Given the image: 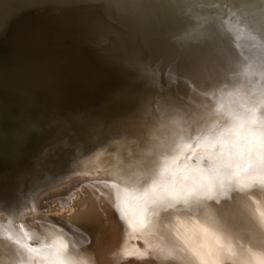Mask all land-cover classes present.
<instances>
[{"label":"rangeland","instance_id":"1","mask_svg":"<svg viewBox=\"0 0 264 264\" xmlns=\"http://www.w3.org/2000/svg\"><path fill=\"white\" fill-rule=\"evenodd\" d=\"M179 1L158 0L157 2H154L155 6L156 3H158L157 7L159 8L160 4L163 5L162 8H160L162 11L159 8L157 9L155 8V6H153V9H156L157 11L159 10L158 13L156 12L157 14L163 12L161 15L159 14L157 16V23L159 22V28L162 27L164 30H166L169 27V29L167 30H169L168 32L171 31L170 35L171 37H173L172 40L170 39L171 41L169 43L171 47L170 63L168 64V68L164 71L163 76L160 79L161 84H163L164 86H159L161 89L158 90L160 93L164 94L162 98L165 99L162 104V111L160 112L158 117L155 118V120L147 121L142 124V126L145 128L139 131L140 136L136 140V142L139 143L138 148H133L131 152L121 156L122 158L119 165L117 156H115L116 154H113V158H111L115 165L113 168H117V171L122 173V177L131 175L133 177H137L138 181H140L139 188L134 191L138 199L141 197L143 189L150 186L154 181L161 187V189L170 186L173 182H176L178 187H184L185 189L194 186L197 188L198 195L188 198L187 201L183 199H174L169 196L165 199L158 200L155 203H149L147 205L146 211H142V209L140 208L141 204L139 203L137 209L139 212H136L135 214L139 216L140 214H142L141 219L136 218L137 221L140 222V224L143 226L142 232H140L139 227H132L131 224L135 223L132 220H130L129 224L131 223L130 225L133 230L130 231L127 230V227L125 229V223H123V219H126L125 217L119 218L118 221L112 218L113 207L110 200H113V197H111L106 191H103L104 189L100 185H96L94 183L93 185H91V187L83 186L82 188H77V190H75V195L72 197L74 201L70 200L71 210L68 211L67 207L60 208L58 206V203L56 202V198L50 200L52 205L50 204L48 210L50 209L49 211H54L52 212V215H57V217H59L60 219H63L64 217L65 221L69 224L72 223L74 226H77L79 223L84 228H92V232H94V228L96 229L95 231L99 230L98 222L102 223L104 225L103 232H106L109 244L113 245V247H120L124 244L135 245L140 250V253L145 256L148 264H186L187 261L194 259L191 252L189 251L191 247H197L200 250L204 251L207 248L216 249L219 245H223V259L225 260L226 264H232L233 260L240 261L243 259H247L249 264H264V182L261 181L259 173H256L264 172V163L261 162L262 158H264V0ZM13 8L14 9L12 13L8 14V18L4 17V25L0 22V26L5 27V29L4 27H0V29H2V33L0 31V36H2V42H0L2 43V48L0 46V51H2L0 52V58L2 57L1 54L3 55L5 53L6 55L11 53L9 51H11L14 45H16V47H14L15 49L13 48L14 51L12 50L13 53L11 54H14L17 50V52L14 54L16 58L13 59V55L12 59L9 58L11 57L10 55H7V57L3 55L5 57V59L4 57L1 58L3 59L2 61H4L3 70L8 66V69L6 68L7 72L9 73L11 71L12 73L10 72L8 75L6 70H0V73L3 74L2 79H5L9 84L8 88L12 89V91L15 93L14 95L10 94V96L12 95L14 97L9 98V101H11L13 107L12 109H14L15 111L13 113L18 115V113L20 112L18 118H20V116L22 117L21 119H19V121H24L21 126L22 128H24L23 131L20 130L21 127L18 129L21 133L15 130L16 132H14L13 134H21L19 136L24 137L23 143L26 142L25 140L29 141L31 138H35L38 136H43L46 139L50 134L46 133L45 135H43L42 131H44L45 128L40 126H42L44 122H46L47 125L51 124L52 122H58L60 126V121L62 120H58L56 118V113L58 112L59 115V110L61 108H64L65 105L68 112H64L67 113L68 116L69 114L72 116H69V123H83L84 120H82L81 117L88 118L84 116L88 113L85 109L87 108V106H89V104L93 102L92 99L95 100V98H97L96 96H94L95 98L91 97L93 96V94H97L102 90L103 95H106V92H108L110 93H107L108 95L114 96L115 89L116 91H119L117 89H120L125 83L128 85V83L130 82V86H133L134 83H136V81L132 82L134 79L132 80L130 78H127V80H125L126 78L123 76L122 81L119 79L120 76L113 78V76L115 75H120L118 74L119 69L117 68L121 66H118L119 64L117 63H112L111 65V63L107 61L105 62L102 59H100L101 61H99L97 59L96 64H90L89 62H87L89 64L88 68V64L86 63V54H89L90 52L87 51L86 53V51H83L85 49L79 47L77 42H75L74 40L73 42H69L70 40L67 41L68 38L63 37L60 38V40H57L54 33L50 35L51 44L49 43L50 38L48 37L46 38L47 42L44 40V42L39 40L36 34H33L37 31V28H39V26H42V23L40 21L41 19H38L39 16L36 12L38 11V9H29L24 12L19 11L21 13L19 14L17 12V10H19V7L14 5ZM165 12L167 13V15ZM36 15L38 16L37 18ZM23 16H25L24 18L27 21L22 19ZM163 18H168V21L164 20ZM6 19H9V22ZM15 19L16 22L14 23ZM34 21L35 23H32ZM10 22L12 24L14 23V27L10 24ZM19 22H21L22 26ZM23 22L25 25L23 24ZM38 23L40 25H38ZM167 23L171 24L172 26ZM5 24L13 28L11 29ZM28 25L29 30L31 29L30 31L27 29ZM15 26L16 28L19 26H24L25 28H17L21 30L24 29V32L18 33L22 32L20 30L16 32L17 29H15ZM31 26L32 28H30ZM7 27L9 29H7ZM33 28H35V32H32L34 31L32 30ZM13 29L15 31H13ZM5 30H8L7 34H5ZM11 32H15L14 39L13 33L11 34ZM3 33L7 35V39L5 36H3ZM29 33H31L32 36H29ZM25 34L28 35L26 36ZM15 35H17L16 38ZM24 35L28 38L27 40ZM10 36L12 37L10 38L12 43L9 41ZM3 37H5V42L3 40ZM52 37L56 41H59H55L56 44L60 43V41L64 39V43H60L62 44V48L60 47L61 45L52 43L54 42V39ZM20 38L22 39L21 42L19 41ZM36 38L38 40H36ZM34 41L40 42V45H38V42L35 43ZM32 42H34L35 44ZM19 43H25V48H22L23 44L19 45ZM42 43V48L46 46L47 48L45 49H50V51H46L45 49L42 50V48L40 47ZM46 43L49 47L46 45ZM71 43L73 48L67 47L68 44L70 46ZM74 43L77 45H75ZM17 44L21 48L19 47L18 49ZM5 45H8L10 48L8 49V46ZM33 45H35V47ZM37 45L41 49H39ZM50 45L54 46L50 47ZM3 46H5V48ZM55 47L57 49L56 51H58L59 49L60 53H58L59 51H55V53L53 52ZM63 47H65V49ZM27 48L28 52L26 51ZM66 48H68L69 52ZM35 49H37L38 51ZM23 50L30 56L27 53V55L24 54L25 52H22ZM29 50H31L32 55L35 52L38 53L34 54L37 57H35L36 59L34 57H32L33 59L31 58L32 55L30 54L31 52ZM39 50L40 53L44 54H42V56L44 57H40L41 54L39 53ZM18 51L20 52V55L22 53L24 56H20ZM48 51L52 52L53 54H48ZM71 51L73 52L71 53ZM46 52L48 55L46 54ZM75 53L76 55H78H73ZM65 54H67V57ZM69 54L72 55L68 57ZM79 54L83 55L81 56ZM52 55L54 56V58H56L54 59ZM57 55L61 56L57 57ZM62 55L64 56L62 57ZM48 56L51 57V60H49ZM17 57L19 61L17 60ZM70 58L71 60L76 58V60L78 61H71ZM8 59L11 61H9ZM34 59L39 63L37 62V64H35L33 61ZM39 59H41L42 61H40ZM43 59L47 61L49 60L48 62L52 63L50 67H52L54 70L49 66L48 68H45V65H49L50 63L44 60V62L46 63L44 64ZM56 60H58V62ZM59 60H61V63ZM13 61H16L17 64L14 65L15 63ZM66 61H68L70 64ZM7 62H9V64ZM10 62L16 69L18 67L20 68L16 70L12 67ZM40 63H43V66H41ZM65 63L66 65H68V67L65 66ZM34 64L36 65V67ZM107 64L110 66V68L109 66H107ZM0 65L2 67V62H0ZM56 65L59 66V70L57 69ZM70 65L72 68L70 67ZM97 65L99 67H102L99 68L97 67ZM115 65L117 67L114 69L113 67H115ZM243 65L246 67L243 68ZM10 66L12 67V69L9 68ZM26 66L29 68L31 67V69L36 72H31V69L28 68L30 70L29 71ZM37 66L39 69L37 68ZM75 66H77V68ZM92 66H94L95 68L93 67L92 69ZM63 67H65V70L66 68L67 70L68 68H70L72 72L78 71L79 68L80 70H82L81 72L78 71V75L77 72L76 74H74L73 72V75H76L74 78V76H72V72H69L70 70H66L67 72L64 70L66 72L64 73ZM74 68H76L77 70H74ZM90 68L92 70H89ZM97 68L99 70H97ZM47 69L48 71L50 69L51 70L48 72ZM55 70L60 71L58 72V74H60L61 72L62 74L58 76L56 72V77L54 75ZM96 70L98 72H101V70L103 71L101 73H98ZM113 70H116L115 73H117L115 74ZM88 71H92L93 73H87ZM106 71L108 72L103 73ZM109 71H113L114 73L113 74L111 72V74H113L111 77L112 79L109 78V75H111ZM84 72H86V75ZM206 72L209 73L210 80L212 78L218 77L219 75L223 76L227 74V77L229 76L231 80L236 81L239 79L238 75L240 76V74L243 72L245 74L244 81L247 84L245 88H248L249 91L247 92L248 96H245L247 102L244 104V106L251 111L240 109L233 110L229 108V105H227V108L223 111L226 117H235L236 120L244 124H248V121L252 120H254L257 125L259 124V128L257 130L259 138L256 139V141L258 142V146H256V149L251 154L247 152L244 158L242 157V152L240 153V150H238V152L234 150V148L232 147L233 145L229 140L220 143L218 139H216V137L210 135L208 129L210 125L207 118V114L214 111L207 109V105H213L215 102V97L231 98L232 96L233 101L237 102L242 98V96L240 97L237 92H235V94L234 91H230L224 86H219L218 78H215L212 81L204 80L203 74ZM43 73L45 74L44 77L43 75H41ZM81 73L85 76L81 77ZM37 74H39L40 76ZM67 74L71 75L77 81V83H72L73 78H71ZM89 74H93L92 76L94 77H89ZM105 74L107 76H105ZM52 75L54 76L50 77ZM61 75L62 77H60ZM65 75H67L68 77L66 78ZM95 75H99L98 78L100 77L101 79L99 78L97 80ZM48 76L50 78H48ZM78 76H80L79 79H76L78 78ZM86 76L89 78H85ZM45 77H47L48 79ZM102 77L104 79L106 78V82ZM57 78H59V80ZM62 78L64 79L62 80ZM65 78L67 80V83L69 82L68 85H70V89H67L68 85L65 87L64 84L66 83L63 84V82H66ZM108 78L109 81L107 82ZM15 79L18 84H16ZM51 79L54 80L52 81L53 83H51ZM60 79L63 82L60 81ZM110 79L115 81L116 83L115 84L113 82L114 88L111 85L113 83ZM48 80H50V83H48ZM56 80H58V82ZM94 80L96 81L95 83ZM118 80L119 83H117ZM11 81L12 83H10ZM78 81L82 84L83 81L84 83L86 81V86L84 84V86L80 84V86H83L84 90L82 89V86H79ZM91 81L93 82L91 83ZM13 82L15 83L13 84ZM72 84L75 86H71ZM62 85L64 86V88ZM93 85L95 86V88ZM104 85H106L107 89H105L106 87H104ZM90 86L93 87L91 88ZM101 86H103L104 89H101L103 88ZM115 86H120V88H115ZM78 87L80 90L77 89ZM84 87L90 88H88V90ZM109 87L113 89H110ZM43 88L45 90H42ZM72 88H74V90H72ZM47 89L48 91H46ZM94 89L96 91H94ZM121 89L120 91H122ZM77 90L81 92L84 91L85 93H83L85 95L88 92L89 93L85 98V95L83 93L80 94ZM16 91H19L20 93H17ZM30 91H35L34 93H39L40 91L44 95H50L49 97L44 98L41 96L39 97V95L34 96V94H29ZM70 92L75 94L74 98L73 94H70ZM90 92L93 94H91ZM23 93H25L27 96ZM67 94L70 95L67 97ZM76 94L79 96H77ZM102 94L100 93V95ZM16 98L18 101L16 100ZM31 100L32 102H30ZM78 100L80 101L79 103ZM114 101L115 102L112 101V104H117L116 99ZM24 102L26 103V105L23 104ZM36 106H40V110H37ZM180 107H184L183 111L185 116L183 117V119H177L175 116V112H180ZM252 107L254 108L251 109ZM73 108L77 112H75ZM26 109H28V111ZM35 109L39 113V115H37V113H34L35 111L33 110ZM30 110L32 114L30 113ZM16 111L18 113H16ZM7 112H9V109H7ZM74 112L76 114H79L78 117ZM84 112L85 114H83ZM40 113H43L42 116ZM4 115H6V113L3 110L1 111L0 109V118L2 119ZM70 118H72V122L70 121ZM55 125L56 124L54 123V125H50L48 127H50L49 129L57 128L55 127ZM32 126H35V128L37 126V130ZM24 131L28 133H25ZM51 132L54 133L56 131ZM11 139L12 138L5 139V141L1 140L2 144L0 142L1 164L6 161V158L7 160H9L10 157L13 156L12 153H17V151L20 150L17 143L13 144L16 145L15 148H12L10 145L6 144L5 148H9L3 149L2 146L4 145V143L7 140ZM38 143H40V140H38L37 144ZM130 147L129 149H132V146ZM140 169H142V172H139ZM49 177L58 178V174H49ZM73 177H76L74 179L78 178L77 176ZM73 177L66 180H60L58 182L56 181L54 184L46 186L48 188L45 187L44 190L52 188L54 185L58 186L57 184L63 185L64 182V184H66L67 182H70ZM125 179H127V177ZM117 183L119 184L118 186L121 189L124 188L123 186L125 184L122 183V180H120L119 178L117 179ZM42 215L44 216V214ZM80 216H85L88 218L81 222ZM202 227H206L209 229L208 234H201L194 237L193 234L199 233ZM92 241L93 244L95 243L97 247H102L98 239L96 241ZM217 242H219V244ZM38 264L45 263H42V261L40 260V263L38 262Z\"/></svg>","mask_w":264,"mask_h":264},{"label":"bare ground","instance_id":"2","mask_svg":"<svg viewBox=\"0 0 264 264\" xmlns=\"http://www.w3.org/2000/svg\"><path fill=\"white\" fill-rule=\"evenodd\" d=\"M6 1L7 0H0V20H1L0 22L2 24L5 23V21H3V20H5L4 17L8 18L7 17L8 14L12 13V11L14 9L13 8L14 5L12 6V4H11V7H10V5ZM19 1L23 2L22 3L23 5H21L19 10H17V12L19 14H21L20 12H24V11L29 10V9H31V10H35L36 8L38 9V11H36V12L39 16L38 19L39 20L41 19L40 21L42 23V26L41 27L39 26V28H37L36 32H35V28H33L32 30H34V31H32V32H35L33 34H36V36L39 40L46 41V38L47 37L50 38V35L53 33L55 34L57 40L58 39L60 40V38H62V37L68 38L67 41L70 40L69 42H73V40H74L75 42H77L79 47H81L82 49L83 48L85 49L83 51H86V53H87V51L90 52L89 54L88 53L86 54L84 52L86 54V59H87L86 63L89 62L90 64H96L97 59L99 61H101L100 59L104 60L105 62L107 61V62L111 63V65H112V63H117V64H119L118 66H121V67L117 68V69H119L118 74H120V75H115V76H113V78L120 76L119 79L121 81H122L123 77L126 78V79L124 78L125 80H127V78H130L132 80L134 79L132 82L136 81V83H134V85L132 84L133 86H130L131 83L129 81L128 82L130 83V85H129V83L127 85L124 82L125 84L124 85L122 84L123 85L121 87L122 89L120 88V86H115V88L119 87L122 91H120V89H117L120 91L119 92V91H116V89H115L114 96L108 95V94H110L108 92H106V95H103L102 90H101V92H99L100 91L99 89H98L99 93H97V94H93L90 92L91 94H93V96L90 95L91 97L96 96L97 98L94 97L95 100L91 98L93 100V102L91 101L92 103L90 102L91 104H89V106H87V108L85 109L86 112H88V113L87 114H85V112L83 113V114H85L84 116H86L88 118L81 117L82 120H84L83 123H79V124L69 123V116L70 117H72V116L70 114L68 116V114L64 112V111H67L66 105L64 106V108H61V109L59 108L60 112H59V115H58V112L56 113V118L58 120H62V121H60L61 122L60 126H59L58 122H52L51 124L47 125V123L42 120L44 122V124L43 125L41 124L42 126H40V127L45 128L44 131H42V134L45 135L46 133H49L50 135L46 139L43 136H38L35 138H31L29 141L25 140L26 142L23 143L24 137L19 136L21 134H19V135L13 134L16 131H19L18 129L22 126V124L24 122V121L22 122L21 120L19 121V119L22 118L21 116H20V118H18L19 117L18 115H20L19 114L20 112L18 113L16 111V113H18V115L13 113L15 111H14V109H12L13 107H12L11 101H9L10 100L9 98H11V97L13 98L14 96H12V95H14L15 93L12 91V89L8 88L9 84L7 83V81L5 79L4 80L2 79L3 74L0 73V109H1V111L3 110L6 113V115H4L2 119L0 118V142H1V140L5 141V139L12 138L14 140H12V139L7 140L4 143V145L2 146L3 149L9 148V147L5 148L6 144L10 145L12 148H15L16 145H13L14 143H17V145L20 149L19 151H17V153L15 151H13V152H15L14 153L15 155L12 153L13 156L11 155L12 157H10L9 160H7V158H6L5 162L2 161L3 162L2 164L0 162V264H38V262L40 263V260L42 261V263L44 262L45 264H118V263H120V264H148L145 256L142 253H140V250L135 245L124 244L120 247H113V245L109 244L106 232H103V226L104 225L102 223L98 222L99 230L95 231L96 229L94 228V232H92V228L91 229L90 228H84L79 223L77 226H74L72 223H71L72 225L67 223L65 221L64 217H63V219L62 218L60 219L59 217H57V215L56 216L52 215V212H54V211H49L50 209L48 210V208L51 204L50 200L56 198V202L58 203V206L60 208L67 207L68 211L71 210L70 200H73L72 197L75 195V190H77V188H82L83 186L91 187V185H93V183H94L96 185H100L104 189L103 191H106L111 197H113V200H110L112 207H113L112 208V212H113L112 218L118 221L119 218L125 217L126 219H123V223H125V225H124L125 229L127 227V230L131 231V230H133L132 227H135V228L139 227L140 232H142L143 226H141L140 222L137 221V219H141L142 214H140V216L135 214L136 212H139L137 209H138V204L139 203L141 204V201L136 197L135 192H134L135 190H137L139 188L140 181H138L137 177H133L131 175H128V176L126 175L127 179H125L126 177H122V173L117 171V168H113L115 165L112 161V158H113L112 156H113V154H116L115 156H117L118 165H119L121 158H122L121 156H123L124 154H128L129 152H131L133 150V148H138L139 143H137L136 140L140 136L139 131H141V130H143V128H145L142 126V124L147 122V121L155 120V118L158 117V115L160 114V112L162 111V108H163L162 104H163L165 99L162 97L164 94L160 93L158 90L161 89L159 86H164L163 84H161L160 79L163 76L164 71L168 68V64L170 63V59H171L170 58L171 57L170 48L171 47H170L169 43L173 37H171V35H170L171 31L168 32L169 30H167V29H169V27L166 29L167 31L164 30L162 27L159 28V22L157 23V19H158L157 16L159 14L161 15L163 12L162 13L160 12L159 14H157L159 12V10L157 11L156 9H153V6H155L154 2H157L158 0H19ZM177 1H179V0H177ZM157 4L158 3H156L155 8L158 9L159 7H157L158 6ZM15 5L18 6L16 3H15ZM162 6L163 5L160 4V8H162ZM9 10H10V12H9ZM166 15H167V13H166ZM38 16L36 15V18ZM23 17H22V19H23ZM10 18H13V17H10ZM167 19H164V20H167ZM6 20L9 22V19H6ZM24 20H26V19H24ZM164 20H162V21H164ZM169 20H170V18H169ZM35 21L32 23H35ZM15 22H16V19H15L14 23ZM19 23L22 26L21 22H19ZM169 23H167V24H169ZM6 24H7V22H6ZM10 24L13 26V24L11 22H10ZM23 24H24V22H23ZM29 25L27 27L28 30H29ZM38 25H40V24L38 23ZM169 25L172 26L171 24H169ZM6 26L10 27L9 25H6ZM3 27H1V28H3ZM8 27H7V29H9ZM19 27H17V28H19ZM23 27H20V28H23ZM17 28L15 26V29H17ZM30 28H32V26ZM4 29H5V27H4ZM19 30L22 32H18ZM0 31L2 33V29H0ZM5 31H6L5 34H7L8 30H5ZM13 31H15V30L13 29ZM3 32H4V30H3ZM16 32L23 33L24 29L23 30L17 29ZM166 32L169 34H167ZM12 33L13 32H11V34ZM5 34L3 36L6 37L7 35H5ZM14 34H15V32L13 33V39H14ZM16 36L17 35H15V38H16ZM29 36H32V34L29 33ZM1 37L2 36H0V42H2ZM5 37H3V40L5 39ZM10 38H12V37L11 36L9 37V41L12 43ZM37 38H36V40H38ZM6 39H7V37H6ZM27 39L28 38L26 37V40ZM21 40L22 39L20 38L19 41L21 42ZM32 40H35V39H32ZM63 40L64 39H62V41H60V43L63 44L64 43ZM28 41H30V40H28ZM50 41H51V38L49 39V43H50ZM53 41H54V42H52L53 44H56V42H59V41H56L55 39ZM4 42H5V40H4ZM25 42H27V41H25ZM34 42H32V43H34ZM37 42H35V43H37ZM11 43H10V45H11ZM38 43H39L38 45H40V42H38ZM60 43H57V44L61 45L60 47L62 48V44H60ZM1 44L2 43H0V46H1ZM20 44H23V43H19V45ZM24 44H23L22 48H25ZM77 44H75V45H77ZM30 45H32V44H30ZM42 45H43V43L40 46L41 48H42ZM46 45H47V43H46ZM5 46H8V45H5ZM5 46H3V47L5 48ZM25 46H27V45H25ZM33 46L35 47V45H33ZM51 46L52 45H50V47ZM14 47H16V45H14ZM17 47L19 49L20 46H18V44H17ZM40 47L38 46L39 49H41ZM67 47L73 48L72 43L70 46L68 44ZM1 48H2V46H1ZM9 48L10 47L8 46V49ZM13 48L9 52L13 53L12 52ZM28 48L26 49V51L28 50ZM45 48H47V47L46 46L43 47L42 50H44ZM61 48H60V50H61ZM63 48L65 49V47H63ZM66 49L68 51V48H66ZM24 50L22 52H25ZM31 50H29V51L31 52ZM35 50H37V49H35ZM47 50L50 51V49H47ZM56 50L57 49L55 47L53 52L55 53ZM6 51H8V50H6ZM49 51H48V54H53L52 52H49ZM58 51H59V49H58ZM58 51H56V52H58ZM80 51H78V52H80ZM0 52H2V51H0ZM16 52H17V50L15 51V53ZM27 52H25L24 54H26ZM72 52L73 51H71V53ZM11 53L6 54V55L4 53L3 55L6 57H7V55H10L11 57H9V58L12 59V55L14 56L15 53L14 54H11ZM35 53H37V52H35ZM35 53H33V55ZM39 53H40V50H39ZM58 53H60V51ZM30 54L32 55V52ZM40 54H41L40 57H44V56H42L43 53H40ZM46 54H47V52H46ZM3 55L1 54L2 57H4ZM19 55H20V52H19ZM19 55H18V57H19ZM21 55H23V54L21 53ZM33 55L31 56V58L36 57V55H34V56ZM65 55L67 57V54H65ZM70 55H72V54H69L68 57H70ZM73 55L77 56L78 54L76 55V53H75ZM79 55L82 56L83 54H79ZM58 56L60 57L61 55H57V57ZM63 56L64 55H62V57ZM18 57H17V60L19 61ZM84 57H85V55H84ZM15 58L16 57L14 56L13 59H15ZM53 58H54V56H53ZM53 58H52V60H53ZM78 58H80V57H78ZM4 59H5V57H4ZM35 59L33 61L35 64H37L38 61ZM60 59H63V58H60ZM2 60L3 59H1L0 62H2L3 65H2V67L0 65V70H3V66H4V61H2ZM20 60H21V58H20ZM39 60L42 61L41 59H39ZM44 60L45 59H43V62H44ZM49 60H51V57H49ZM64 60H62V61H64ZM70 60H71V58H70ZM72 60L78 61V60H76V58L72 59ZM81 60H83V59H81ZM9 61H11V60H9ZM45 61H47V60H45ZM56 61L58 62V60H56ZM59 61L61 63V60H59ZM74 61H73V63H74ZM13 62L15 63L14 65L17 64L16 61H13ZM28 62H30V61H28ZM66 62H68V61H66ZM105 62H104V64H105ZM7 63L9 64V62H7ZM48 63H50V62H48ZM5 64H6V60H5ZM44 64H46V63L44 62ZM78 64H80V63H78ZM11 65H12V63H11ZM46 65H45V68L46 67L48 68V66L50 67L52 65V63H50L49 65L48 64H46ZM72 65H74V64H72ZM99 65H103V64H99ZM38 66H40V65H38ZM38 66H37V68H38ZM41 66H43V63L41 64ZM65 66L68 67V65H66V63H65ZM88 66H89V64L87 65V67ZM94 66H92V69ZM107 66H109V65L107 64ZM12 67L15 68L13 65H12ZM12 67L10 66L9 68L12 69ZM32 67H33V65H32ZM35 67H36V65H35ZM70 67H71V65H70ZM75 67L77 68V66H75ZM97 67H99V66L97 65ZM101 67H99V68H101ZM116 67L117 66L115 65V67H113V68L115 69ZM242 67L245 68L246 66L243 65ZM6 68L3 71H5ZM19 68L20 67H18L17 69H19ZM28 68L29 67H27V69ZM50 68H52V67H50ZM64 68L65 67H63L64 73H66L67 71L70 70V68H68V70L66 68V70H67L66 71ZM76 68H74V70H77ZM109 68H110V66H109ZM29 69H31V67ZM57 69L58 70L60 69L59 66H57ZM92 69L90 68L89 70H92ZM43 70H44V68H43ZM58 70L57 71L55 70L54 75L56 74V72H57V74H58V72H60ZM81 70L79 68L78 71L81 72ZM97 70H99V69L97 68ZM32 71L33 70L31 69V72ZM47 71H48V69H47ZM78 71H75V72L73 71V72H74V74H76V72H77V75H78ZM102 71L103 70H101V72ZM104 71H105V69H104ZM113 71H111V72L113 73ZM115 71H114V73H115ZM6 72H7V70H6ZM33 72H36V71H33ZM69 72L71 73L72 71L70 70ZM73 72H72V76H74V78H75L76 75H73ZM89 72L91 73L92 71H88L87 73H89ZM101 72H98V73H101ZM107 72L108 71L103 72V73H107ZM111 72L109 71L110 74H111ZM9 73H8V75H9ZM44 73L41 74V75H43V77L45 75ZM84 73L86 75V72H84ZM13 74H15V73H13ZM29 74H30V72H29ZM60 74H62V72ZM60 74H58V76ZM113 74L109 75V78H111ZM37 75H39V74H37ZM54 75H52L50 77H53ZM67 75H69V74H67ZM67 75H65L66 78L68 77ZM85 75H82V73H81V77H83ZM92 75L89 74V77ZM69 76L71 78H73L71 75H69ZM87 76L85 78H89ZM98 76H96L97 80L100 78V77L98 78ZM105 76H107V75L105 74ZM36 77H35V79H36ZM50 77L48 76V78H50ZM60 77H62V75ZM63 77H64V74H63ZM79 77L80 76H78V78H76V79H79ZM93 77L94 76H92L91 78H93ZM244 77H245L244 72L241 73L240 76L238 75L239 79L236 81L231 80L229 78V76L227 77V74H225L223 76L219 75L218 77H215V78H218L219 86H224L225 88L229 89L230 91L231 90L234 91V93L237 92L240 97L242 96V98L239 101L234 102L232 96H231V98H229V97H225V98L215 97L214 104L213 105H207L208 106L207 109L214 110V111H212V113L207 114L208 122L210 125V127L208 128L210 135L213 137H216V139H218V141L220 143L225 142L226 140H229L232 143V145H233L232 147L234 148V150L236 152H238V150H240V153L242 152L243 158L247 152H249L251 154L256 149V146H258V142L256 141V139L259 138L258 133H257V130L259 128V124L257 125V123H255L254 120L248 121V124H244V123L236 120L235 117H233V118L226 117V115H224L223 111L227 108V105H229L230 106L229 108L233 109V110H237V109L245 110V111L250 110L244 106V104L247 102V99L245 96H248L247 92L249 91L248 88L247 89L245 88V86L247 84L244 81ZM45 78H47V77H45ZM66 78H65L66 82L62 81L64 78H62V80L60 79V81H62L63 84L66 83V84H64L65 87L69 83V82L67 83ZM74 78H73L72 83H75V82L77 83V81ZM109 78H108L107 82L109 81ZM215 78H212L210 80L208 72L203 74V79L206 81H209V80L212 81ZM52 79H54V78H52ZM52 79H51V83H53L52 81H54ZM57 79L59 80V78H57ZM105 79H104V81L106 82ZM58 80H56V81L58 82ZM91 80H93V79H91ZM95 80H94V83L96 82ZM48 81H49L48 83H50V80H48ZM79 81H81V80H79ZM79 81H78V84L80 86V84H82V83H80ZM111 81H112V83L113 82L115 83V81H113V80H111ZM15 82H16V84H18L16 79H15ZM15 82H13V84ZM92 82L93 81H91V83ZM98 82H100V81H98ZM10 83H12V81ZM85 83H86V81H85ZM85 83L83 81L84 85H85ZM102 83H104V82H102ZM114 83L111 85L113 86ZM117 83H119V80ZM119 85H121V84H119ZM62 86H61V88H62ZM71 86L74 87L75 85L72 84ZM83 86H82V89H83ZM69 87H70V85H68L67 89H70ZM90 87H88V88H90ZM101 87H103V86H101ZM104 87H106V85H104ZM104 87L101 89H104ZM63 88H64V86H63ZM84 88H87V87H84ZM94 88H95V86H94ZM113 88H114V86H113ZM113 88H110V89H113ZM77 89H79V87ZM96 89H97V87H96ZM105 89H107V87ZM42 90H45V89L43 88ZM72 90H74V88H72ZM79 90H77V91H79ZM46 91H48V89ZM85 91H87V90H85ZM94 91H96V90L94 89ZM34 92L30 91L29 94H34V96L39 95V97L41 96L44 98L49 97V95H50V94L44 95L40 91H39V93H34ZM36 92H38V91H36ZM60 92H61V90H60ZM83 92L84 91H82V92L79 91L80 94ZM17 93H20V92L18 91ZM100 93L102 95H100ZM10 94H12V95L10 96ZM23 94L26 95L25 93H23ZM46 94H47V92H46ZM70 94H73V98H74L75 94L72 92H70ZM69 95L67 94V97ZM86 95H85V98H86ZM15 96H18V95H15ZM77 96H79V95H77ZM28 97H29V95H28ZM77 98H79V97H77ZM88 98H89V96H88ZM115 99L117 101L116 102L117 104H112L113 102H115L114 101ZM16 100H17V98H16ZM20 100H23V99H20ZM85 101H87V100H85ZM25 102H27V101H25ZM25 102L23 104L26 105ZM30 102H32V100ZM73 102H75V101H73ZM79 102L80 101L78 100V103ZM21 103H22V101H21ZM39 107L36 106L37 110H40ZM81 108H80V110H81ZM253 108L254 107H252L251 109H253ZM7 109H9V112H7ZM10 109H11V111H10ZM77 109H79V108H77ZM26 110L28 111V109H26ZM179 110H180V112L174 111L175 116L177 119H183V117L185 116L184 111H183L184 107H180ZM24 111H22V112H24ZM33 111H35L34 113H37V115H39V113L36 111V109ZM74 111L77 112L75 109H74ZM30 113H31V110H30ZM60 113H61V115H60ZM40 114L42 116L43 113H40ZM78 115L79 114H76L77 117H78ZM22 116H24V115H22ZM40 119H41V117H40ZM71 120H72V118H70V121ZM73 120H74V118H73ZM76 120H75V122H76ZM54 123L56 124L55 127H57V128L49 129L50 127H48V126L54 125ZM32 127H34V129L37 128V126H36V128H35V126H32ZM23 128L21 127L20 130L23 131ZM51 131H56V132L52 133ZM25 133H28V132H25ZM40 133H41V131H40ZM32 134H34V133H32ZM227 137H230V138H227ZM38 140H40V143L37 144ZM134 140H135V142H134ZM1 144H2V142H1ZM35 144H37V145H35ZM130 146H132V149H129ZM181 151H182V149H181ZM5 152H6V150H5ZM9 154H10V152H9ZM137 166H138V164H137ZM115 170H116V172H115ZM139 172H142V169H140ZM53 173L58 174L59 179L54 178V177H49V174H53ZM73 176H77L78 178L74 179L76 177H73ZM72 177L74 180L72 179L70 182H67L66 184H64L65 182L63 183V185L56 183L58 186L54 185L55 187L53 186L52 188L44 190V188L46 186L54 184L56 181L58 182L60 180H66V179H68V178L70 179ZM118 178L120 180H122V183L125 184L123 186L124 187L123 189H121L118 186L119 185L117 183ZM46 188H48V187H46ZM125 199L128 200V203L134 208V211H128L125 214H122L120 207H118V205L122 206L123 201ZM53 204H54V202H53ZM94 209H95V207H94ZM59 210H61V209H59ZM66 211H67V209H66ZM42 214H44V216ZM53 214H55V213H53ZM80 218H81V222H82V221L86 220L88 217H85V216L81 217L80 216ZM130 220L135 222L133 224L130 223L132 225V227L129 224ZM97 239H98V241L102 247H100V246L97 247L95 245V243L93 244L92 240L96 241ZM28 247L35 248L38 251L29 253Z\"/></svg>","mask_w":264,"mask_h":264},{"label":"snow or ice","instance_id":"3","mask_svg":"<svg viewBox=\"0 0 264 264\" xmlns=\"http://www.w3.org/2000/svg\"><path fill=\"white\" fill-rule=\"evenodd\" d=\"M262 163H264V158H262ZM259 173L261 181L264 182V172H256ZM197 188L191 187L185 189L184 187H178L176 182H173L170 186L161 189V187L154 181L150 186L143 189L142 195L139 198L141 201V209L142 211L147 210V205L149 203H155L158 200L165 199L167 197H172L174 199H183L185 201L192 196H196ZM120 207L121 213L125 214L128 211H134V208L128 203V200L125 199L123 201V205H118ZM195 223V222H193ZM142 226V225H141ZM209 229L206 227H202L199 233H194L195 236H199L201 234L207 235ZM219 244V242H217ZM38 251L35 248L28 247V252H36ZM192 256L194 257L193 260L187 261L186 264H226L225 260L223 259V245H219L216 249L207 248L206 250L202 251L197 247H191L189 249ZM232 264H249L247 259H243L240 261L233 260Z\"/></svg>","mask_w":264,"mask_h":264},{"label":"water","instance_id":"4","mask_svg":"<svg viewBox=\"0 0 264 264\" xmlns=\"http://www.w3.org/2000/svg\"><path fill=\"white\" fill-rule=\"evenodd\" d=\"M6 2L10 5V7H11V4H12V6H13V5H15V3L18 5L19 8H20L21 5H23V4H22L23 2H22V1H19V0H7ZM35 3H36V2H35ZM10 7H9V8H10ZM22 7H23V6H22ZM10 9H11V8H10ZM9 12H10V10H9ZM24 17H25V16H24ZM24 17H23V19H25Z\"/></svg>","mask_w":264,"mask_h":264}]
</instances>
